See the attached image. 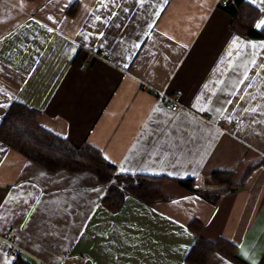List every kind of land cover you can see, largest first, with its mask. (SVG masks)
<instances>
[{
	"label": "crops",
	"instance_id": "crops-1",
	"mask_svg": "<svg viewBox=\"0 0 264 264\" xmlns=\"http://www.w3.org/2000/svg\"><path fill=\"white\" fill-rule=\"evenodd\" d=\"M246 1L264 29V0ZM221 2L0 0V123L14 102L40 110L44 128L96 148L117 174L168 178L172 197L129 196L112 212L94 173L50 172L0 141V235L15 231L19 257L191 264L200 235L264 264V39L233 28ZM103 50L113 61L92 62ZM159 92L180 93L182 107ZM17 258L0 241V264ZM207 264L238 263L214 253Z\"/></svg>",
	"mask_w": 264,
	"mask_h": 264
},
{
	"label": "trees",
	"instance_id": "trees-1",
	"mask_svg": "<svg viewBox=\"0 0 264 264\" xmlns=\"http://www.w3.org/2000/svg\"><path fill=\"white\" fill-rule=\"evenodd\" d=\"M226 7H231L233 28L248 38L264 39V29L255 28V22L259 16V10L255 6L246 0H229ZM40 116V110L14 102L1 120L0 141L50 172L67 169L73 172L94 173L102 183L108 185V192L102 203L112 212H118L129 196L147 205L172 199V197H165L162 192L163 186L169 181L168 178L117 174L116 166L107 161L99 150L87 144L78 147L69 139L47 130L39 123ZM179 184L207 197L193 187L192 181H180ZM201 227L202 224L199 222H193L190 225L191 230L197 233L200 232ZM214 253H220L240 264L233 244L225 240L211 242L200 235L197 236L186 261L191 264H207ZM14 264L30 263L19 257Z\"/></svg>",
	"mask_w": 264,
	"mask_h": 264
},
{
	"label": "built area",
	"instance_id": "built-area-1",
	"mask_svg": "<svg viewBox=\"0 0 264 264\" xmlns=\"http://www.w3.org/2000/svg\"><path fill=\"white\" fill-rule=\"evenodd\" d=\"M229 0H222V5L226 6L228 4ZM91 55L92 62L101 60L105 62L111 63L114 59L113 54L110 51L103 50V51H90L89 53ZM92 63H84L81 65V69H86L88 66H90ZM159 98L164 102V105L167 109L176 111L182 107L181 104V94L176 93L173 95L167 94L165 92H159ZM236 127H238V124L240 123V120H236ZM0 241L7 244L10 248V255L14 258L19 257L21 254V249L19 245L17 244L15 240V231H10L7 235L1 236L0 235ZM85 259H82V264H85Z\"/></svg>",
	"mask_w": 264,
	"mask_h": 264
}]
</instances>
